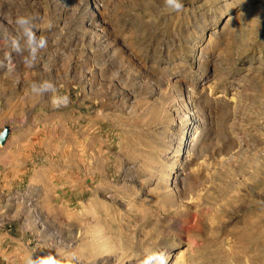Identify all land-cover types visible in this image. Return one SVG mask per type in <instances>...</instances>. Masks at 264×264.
<instances>
[{"label": "rangeland", "instance_id": "374dc122", "mask_svg": "<svg viewBox=\"0 0 264 264\" xmlns=\"http://www.w3.org/2000/svg\"><path fill=\"white\" fill-rule=\"evenodd\" d=\"M183 3L0 0V264H264V0ZM25 12L34 68L10 46Z\"/></svg>", "mask_w": 264, "mask_h": 264}, {"label": "clouds", "instance_id": "9594fccd", "mask_svg": "<svg viewBox=\"0 0 264 264\" xmlns=\"http://www.w3.org/2000/svg\"><path fill=\"white\" fill-rule=\"evenodd\" d=\"M164 6L171 12H182L184 9L183 0H164ZM38 18L31 13L25 12L16 16L14 21L15 35L11 38L10 46L12 53L18 58L20 64L29 68L38 65L41 53L48 48V38L37 33L40 29L37 27ZM11 59V54L0 60V69L6 72L11 71L5 61ZM28 90L36 97H43L47 92H53L51 105L53 108L67 107L70 104L68 95L57 94L56 85L49 81L33 80L28 83ZM183 253L179 254L177 264H186L182 259ZM20 264H80L79 258L69 247L56 248L52 252L37 255L35 251L28 248L19 255ZM138 264H168V257L165 252L151 251L146 253Z\"/></svg>", "mask_w": 264, "mask_h": 264}, {"label": "water", "instance_id": "95a60500", "mask_svg": "<svg viewBox=\"0 0 264 264\" xmlns=\"http://www.w3.org/2000/svg\"><path fill=\"white\" fill-rule=\"evenodd\" d=\"M8 133H9V130L7 128H4V130L0 133V144L4 143Z\"/></svg>", "mask_w": 264, "mask_h": 264}, {"label": "bare ground", "instance_id": "6f19581e", "mask_svg": "<svg viewBox=\"0 0 264 264\" xmlns=\"http://www.w3.org/2000/svg\"><path fill=\"white\" fill-rule=\"evenodd\" d=\"M180 253H182V251H180V252H177V256H176V257H179V254H180Z\"/></svg>", "mask_w": 264, "mask_h": 264}]
</instances>
